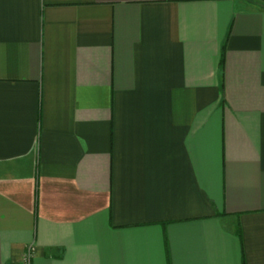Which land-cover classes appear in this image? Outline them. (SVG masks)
Returning a JSON list of instances; mask_svg holds the SVG:
<instances>
[{"label": "crops", "instance_id": "1", "mask_svg": "<svg viewBox=\"0 0 264 264\" xmlns=\"http://www.w3.org/2000/svg\"><path fill=\"white\" fill-rule=\"evenodd\" d=\"M264 264V0H0V264Z\"/></svg>", "mask_w": 264, "mask_h": 264}, {"label": "built area", "instance_id": "2", "mask_svg": "<svg viewBox=\"0 0 264 264\" xmlns=\"http://www.w3.org/2000/svg\"><path fill=\"white\" fill-rule=\"evenodd\" d=\"M32 250L33 248L30 247L28 253L26 254L25 258H24V264H31V254H32Z\"/></svg>", "mask_w": 264, "mask_h": 264}]
</instances>
